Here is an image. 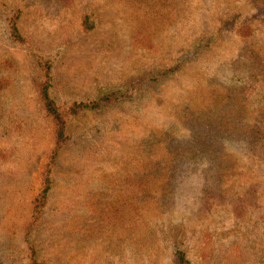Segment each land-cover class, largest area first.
Segmentation results:
<instances>
[{"label":"rangeland","instance_id":"obj_1","mask_svg":"<svg viewBox=\"0 0 264 264\" xmlns=\"http://www.w3.org/2000/svg\"><path fill=\"white\" fill-rule=\"evenodd\" d=\"M3 79L0 264H264V0H0Z\"/></svg>","mask_w":264,"mask_h":264},{"label":"trees","instance_id":"obj_2","mask_svg":"<svg viewBox=\"0 0 264 264\" xmlns=\"http://www.w3.org/2000/svg\"><path fill=\"white\" fill-rule=\"evenodd\" d=\"M43 3L48 4L51 8L63 9L67 7L73 0H41ZM47 7V6H46ZM23 17V10L18 9L9 14L6 18L9 38L17 44L25 42L23 33L20 30L19 23ZM84 27L87 30H92L95 27V22L89 17L84 20ZM41 73V82L39 85V96L42 111L45 116L52 121L56 128V147L57 150L63 146L67 140V124L72 120L75 115H80L86 111H97L100 105L108 100V97L96 99L93 101L75 103V108L67 109V107L60 106L52 95L53 80H54V61L51 58H43L38 62ZM8 79V78H7ZM7 79L0 80V98L2 85ZM259 129L256 128V133ZM259 135V133L257 134ZM56 154V152H55ZM54 154V155H55ZM53 159V158H52ZM51 181L49 176L45 180V186L41 193V197L47 198L51 190ZM34 261V262H32ZM31 264H40L33 259ZM178 264H188V260L184 253H180L177 258Z\"/></svg>","mask_w":264,"mask_h":264}]
</instances>
